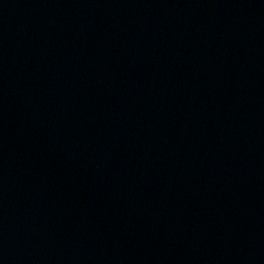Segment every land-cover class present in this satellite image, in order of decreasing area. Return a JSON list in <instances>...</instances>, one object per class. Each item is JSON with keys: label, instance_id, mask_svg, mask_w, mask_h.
Here are the masks:
<instances>
[{"label": "water", "instance_id": "95a60500", "mask_svg": "<svg viewBox=\"0 0 264 264\" xmlns=\"http://www.w3.org/2000/svg\"><path fill=\"white\" fill-rule=\"evenodd\" d=\"M0 264H264V0H0Z\"/></svg>", "mask_w": 264, "mask_h": 264}]
</instances>
